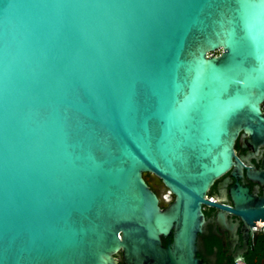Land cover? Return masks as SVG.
<instances>
[{
    "label": "water",
    "instance_id": "water-1",
    "mask_svg": "<svg viewBox=\"0 0 264 264\" xmlns=\"http://www.w3.org/2000/svg\"><path fill=\"white\" fill-rule=\"evenodd\" d=\"M240 133L264 143L261 0H0V264H206L202 205L264 221V190L205 200Z\"/></svg>",
    "mask_w": 264,
    "mask_h": 264
},
{
    "label": "flooded vegetation",
    "instance_id": "flooded-vegetation-1",
    "mask_svg": "<svg viewBox=\"0 0 264 264\" xmlns=\"http://www.w3.org/2000/svg\"><path fill=\"white\" fill-rule=\"evenodd\" d=\"M233 149L236 165L214 181L205 195L206 201L228 209L233 207L230 190L236 184L247 188L254 198L261 197L264 190V183L253 175L264 162V143L254 147L248 141V136L240 133ZM237 163L241 164V170ZM247 174L253 179H248ZM149 177L145 175L144 179L149 189L160 199V206L172 202L173 196L167 189L162 184H151ZM201 210L204 226L198 235L196 247L197 256L206 264H264L263 226L256 224L250 229L243 225L240 217L219 207L204 204ZM168 240L163 239L162 245L165 246Z\"/></svg>",
    "mask_w": 264,
    "mask_h": 264
},
{
    "label": "rangeland",
    "instance_id": "rangeland-1",
    "mask_svg": "<svg viewBox=\"0 0 264 264\" xmlns=\"http://www.w3.org/2000/svg\"><path fill=\"white\" fill-rule=\"evenodd\" d=\"M149 180H150L151 184H159V182L156 181L153 177H149ZM160 192H161V191H160ZM160 192H159V193H160ZM163 196H164V197H167L166 194H163ZM167 198H168V197H167Z\"/></svg>",
    "mask_w": 264,
    "mask_h": 264
},
{
    "label": "bare ground",
    "instance_id": "bare-ground-1",
    "mask_svg": "<svg viewBox=\"0 0 264 264\" xmlns=\"http://www.w3.org/2000/svg\"><path fill=\"white\" fill-rule=\"evenodd\" d=\"M165 202V201H164ZM257 224V226H264V221L263 222H256L255 225Z\"/></svg>",
    "mask_w": 264,
    "mask_h": 264
},
{
    "label": "snow or ice",
    "instance_id": "snow-or-ice-1",
    "mask_svg": "<svg viewBox=\"0 0 264 264\" xmlns=\"http://www.w3.org/2000/svg\"><path fill=\"white\" fill-rule=\"evenodd\" d=\"M261 2L264 3V0H261ZM244 6L247 7V3L246 2H245V5Z\"/></svg>",
    "mask_w": 264,
    "mask_h": 264
},
{
    "label": "built area",
    "instance_id": "built-area-1",
    "mask_svg": "<svg viewBox=\"0 0 264 264\" xmlns=\"http://www.w3.org/2000/svg\"><path fill=\"white\" fill-rule=\"evenodd\" d=\"M262 228H264V226ZM235 264H239V263H235Z\"/></svg>",
    "mask_w": 264,
    "mask_h": 264
},
{
    "label": "trees",
    "instance_id": "trees-1",
    "mask_svg": "<svg viewBox=\"0 0 264 264\" xmlns=\"http://www.w3.org/2000/svg\"><path fill=\"white\" fill-rule=\"evenodd\" d=\"M264 237V236H263Z\"/></svg>",
    "mask_w": 264,
    "mask_h": 264
}]
</instances>
